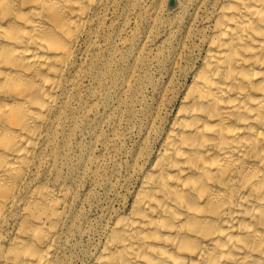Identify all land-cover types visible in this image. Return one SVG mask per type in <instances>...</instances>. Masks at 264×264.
Returning a JSON list of instances; mask_svg holds the SVG:
<instances>
[{
  "label": "bare ground",
  "instance_id": "obj_1",
  "mask_svg": "<svg viewBox=\"0 0 264 264\" xmlns=\"http://www.w3.org/2000/svg\"><path fill=\"white\" fill-rule=\"evenodd\" d=\"M117 1L0 0V264H264V0H180L121 206H87L103 155L67 152L113 52L135 51L127 97L149 43Z\"/></svg>",
  "mask_w": 264,
  "mask_h": 264
},
{
  "label": "rangeland",
  "instance_id": "obj_2",
  "mask_svg": "<svg viewBox=\"0 0 264 264\" xmlns=\"http://www.w3.org/2000/svg\"><path fill=\"white\" fill-rule=\"evenodd\" d=\"M138 1L141 0L117 1L122 22H128L127 29L118 32L120 37L128 44L137 37L149 36L147 49L136 55L137 65L130 81L131 93L127 97L118 93V87L128 71L129 58L135 55L132 46L126 45L113 52L114 58L109 67L101 71V79L106 86L104 101L99 103L98 112L85 121L86 125L77 137V144L67 152L70 158L76 159L82 152L93 157L103 155L99 167L94 168L98 183L91 191V205L87 206H121L122 197L117 196L107 183H120L128 177L131 156L137 148L140 131L155 108L156 98L152 86L162 81L169 65L168 44L164 45L158 60L154 47L168 34V23L171 22L170 26L176 30L180 26L179 18L174 17L180 0H142L141 6H135ZM134 6L133 12L128 14ZM146 9H159V17L154 23L146 21ZM106 57L111 60L108 54ZM113 109L120 113H113ZM114 136L120 140L116 142ZM102 144L108 147L104 153ZM83 185L85 187L84 181Z\"/></svg>",
  "mask_w": 264,
  "mask_h": 264
}]
</instances>
